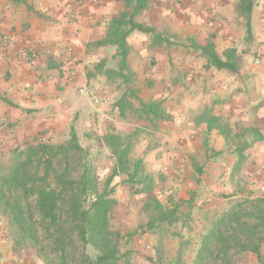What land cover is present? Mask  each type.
<instances>
[{"label": "crops", "instance_id": "0c3cea01", "mask_svg": "<svg viewBox=\"0 0 264 264\" xmlns=\"http://www.w3.org/2000/svg\"><path fill=\"white\" fill-rule=\"evenodd\" d=\"M238 1L148 0L149 7L137 22L153 28L159 39L154 43L151 35L133 33L128 39L127 63L133 82L148 83L151 92L169 97L173 91L182 92L195 105L224 104L222 114L229 121L257 127L264 135V0H254L250 39L237 11ZM122 10L121 0H0V152L41 135L64 132L72 116L82 121L90 115L92 123L104 117L102 109L91 106L87 110L83 106L86 95L93 90L99 93L86 72L90 63L108 51L113 52V69L118 60L113 58L114 48L93 49L89 44L104 36L108 20ZM208 39L218 55L229 48L237 49L241 57L237 73L205 68V59L192 46H203ZM65 45L74 49L75 63L58 53L57 49ZM25 52H34L35 58L25 60ZM191 80L192 87L186 92ZM166 84L173 87L162 92ZM83 87L90 92L81 95ZM175 122V130L193 126L186 116ZM200 129L204 130V126ZM180 134L172 133L173 137ZM183 134L185 139L187 134ZM213 136H217L213 149L222 152L223 139L216 132L210 137ZM263 144L264 141L256 142L245 152L237 173H233L237 158L231 151L205 158L198 165L201 174L195 172V182L181 179L183 183L173 188L190 195L175 200L185 202L192 196L193 208L207 213L215 208L224 211L239 198L246 199L253 186L264 198V177L257 182L258 187L249 182L252 162L264 163V153L260 151ZM184 157L180 155L175 160ZM190 218L196 222L204 217Z\"/></svg>", "mask_w": 264, "mask_h": 264}, {"label": "trees", "instance_id": "16d2710c", "mask_svg": "<svg viewBox=\"0 0 264 264\" xmlns=\"http://www.w3.org/2000/svg\"><path fill=\"white\" fill-rule=\"evenodd\" d=\"M121 2L123 10L108 20L104 36L89 44L93 49L114 48L113 58L118 60L117 66L115 69L107 68V60L103 58L86 76L88 80L96 75H103L108 81L119 80L125 85V90L112 105L117 115L122 119L132 115L156 126L159 122L170 121L171 116L165 112L161 101L143 102L137 98V91L131 88L134 75L127 57L130 52L128 39L133 33L151 35L154 43L159 36L153 28L137 22V18L148 9V0ZM253 3L254 0H239L237 3V11L244 20L249 39ZM192 47L205 59L206 69L231 74L239 71L241 57L236 48H229L218 55L210 39L203 46ZM214 105L211 103L197 111L190 122L195 127L204 126L205 158L222 154L209 145L211 134L216 132L236 156L233 173H237L245 160V152L254 143L264 141V135L257 127H244L223 120L215 113ZM133 138L134 134L121 135L113 127L98 138L113 160L111 175L104 183L99 182L95 168L88 161L75 174L70 170L68 163L71 157L83 151L73 124L69 126L68 139L63 143H48L34 138L10 149L7 160L0 162V214L15 228L12 251L42 249V233L53 254L59 256L58 264H67L64 258L66 249L75 243L83 250L90 247L94 251L93 258L84 255L80 264H120L121 260L123 264H130L129 254H120V234L109 225V215L116 205L110 184L114 177L124 176V183L133 194L146 197L142 204L147 218L145 230L155 239L153 250L157 258L156 262L154 259L150 261L159 264L165 235L179 223L185 224L194 209V199L191 196L183 202L168 195L165 202H161L154 194L155 177L146 171L142 159L131 158ZM62 165H65L63 169ZM198 165L192 161V167L200 175ZM263 243L264 198L236 201L213 217L192 264H232L233 253L252 254L258 264H264ZM178 262L176 259L175 264Z\"/></svg>", "mask_w": 264, "mask_h": 264}, {"label": "rangeland", "instance_id": "374dc122", "mask_svg": "<svg viewBox=\"0 0 264 264\" xmlns=\"http://www.w3.org/2000/svg\"><path fill=\"white\" fill-rule=\"evenodd\" d=\"M112 53V51H108L104 56L97 57L94 62L89 64L87 72H91L92 66L103 58L107 60V68H112L114 63L111 60ZM89 81L95 84L99 93L93 90L94 93L86 95L88 98H86L87 100L83 106L87 110H90L91 106L102 109L100 112L104 114V117L95 118L92 123L90 115L82 121L77 116H72L69 126L73 124L83 151L71 157L68 163L70 170L75 174L80 170L82 164L88 161L95 168L99 182L104 183L111 175L113 160L108 151L98 142V138L109 128L113 127L121 135L134 134L131 158L142 159L146 171L155 177L156 187L154 194L161 202H165L168 195L176 199L179 196L181 198L190 195L188 192L185 193V191L179 193L180 189L178 187L175 190L173 188L182 184L185 179L196 181L195 169L190 165L192 161L190 160L189 162V158L195 160L198 164L204 161L203 130L200 129L201 126L199 128L194 125V127H182L181 130H175L178 126L175 120L184 116L191 120L197 111L208 104L202 102L199 105H195L193 100L189 99V96H182V92L180 94V92L176 93L173 91L172 97L165 96L164 93L158 95L150 91L151 87L148 83L134 80L131 88L138 92L136 95L140 101H161L165 112L171 116L170 121L160 122L155 126L132 115H128L124 119L117 115V111L113 109L112 105L124 92L125 85L122 86V83L118 84L117 80L114 79L110 81L106 79L105 83L103 75H96ZM188 83H190V86H187L186 92L191 89L193 80L188 81ZM175 85L177 84L175 83ZM170 86L173 87L172 84L163 85L161 91L164 92ZM95 99L98 100L96 104L94 103ZM134 104L137 106V102L134 101ZM215 105V113L223 120L229 121L230 118H226L222 114L224 104ZM100 112H95L96 116L100 115ZM229 122L231 124H240L236 120ZM69 126L64 132H58V134L51 136L41 135L43 137L40 136L38 139H44L48 143H63L68 139ZM177 132H181V134L173 137L172 133ZM183 132L187 134L186 140L183 138ZM216 141L217 136L216 138L214 136L209 138L211 148H214ZM230 150H232L230 146H226L224 143L222 152L229 154ZM260 151L264 153V147ZM8 152L9 150L0 152L1 163L7 160ZM180 155L185 156L186 159L184 157L180 161H176L175 158ZM64 167L65 165H62V169ZM251 169L252 171L249 173L250 185L257 184L258 187L259 184L257 182L264 177V163L254 161L251 164ZM124 179V176L114 177L110 184V188L113 190L112 197L115 199L116 205L109 215V225L113 231L120 234V254H129L130 264H153V261L150 260L154 259L156 262L157 259L153 250L155 239L145 230L147 218L142 211V204L146 197L133 194L129 186L124 183ZM255 190L254 186L252 190L249 189L246 199L261 198L260 194L255 192ZM240 200L244 199L239 198L237 201ZM202 210L201 208H194L190 213V217L194 215L201 216V218L204 217L202 220L198 219L194 222V218L192 220L189 217L186 219L185 224L179 223L165 235L162 241L163 252L159 264H175L176 259L179 260L178 264L193 263L202 236L205 234L209 224L212 223L213 217L222 212L217 208L208 210L207 213L205 211L202 212ZM172 232L176 235H172ZM14 235L15 228L13 224L0 214V264H58L60 262L59 256L53 254L48 242L45 241L44 234L40 233L42 249L28 248L20 249L17 252L12 251ZM147 246H150V249H147ZM261 253L264 255V243L261 247ZM84 255L93 258L94 251L90 247H86L83 250L78 243H75L67 247L64 258H66L67 264H80ZM231 261L232 264H258L255 256L249 253H233L231 254ZM120 264H123V260L120 261Z\"/></svg>", "mask_w": 264, "mask_h": 264}, {"label": "built area", "instance_id": "2783aa9c", "mask_svg": "<svg viewBox=\"0 0 264 264\" xmlns=\"http://www.w3.org/2000/svg\"><path fill=\"white\" fill-rule=\"evenodd\" d=\"M58 53L61 54V55H65L67 57V59L73 63L76 62L77 58H76V55H75V51L74 49L71 47V46H63L61 48H58L57 49ZM23 57L25 60H33L35 58V53L34 52H25L23 53ZM73 72L75 73V69L73 70ZM80 94L81 95H86L88 94L90 91L86 88V87H83L80 89ZM94 103H98V100L95 99L94 100ZM147 249H150V246H147Z\"/></svg>", "mask_w": 264, "mask_h": 264}]
</instances>
